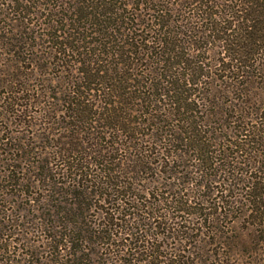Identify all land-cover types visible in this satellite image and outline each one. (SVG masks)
Masks as SVG:
<instances>
[{
    "label": "trees",
    "instance_id": "1",
    "mask_svg": "<svg viewBox=\"0 0 264 264\" xmlns=\"http://www.w3.org/2000/svg\"><path fill=\"white\" fill-rule=\"evenodd\" d=\"M226 1L217 10L215 6L218 5L213 0H195L196 12L185 18L172 19L167 13L171 9L163 4L164 1H159L157 10L168 15L163 21L164 15L160 13L161 21L157 22V80L162 88H154V97L167 98L171 104L173 100L185 102L190 98L192 102H207L211 97L214 99L216 93L204 88L203 97H195L192 90L199 91V84H211L208 77H215L218 70L222 73L220 78H232L231 84L238 83L239 87H235L240 89L239 92L244 90L246 81L243 79L253 74L252 62L264 53V0ZM171 23L179 29L160 32ZM180 34L187 37L182 43L193 45L198 53L185 51L186 47L179 44L183 39ZM68 36L70 33L64 39L69 41L58 40L55 34L52 41L56 49L48 53V57L54 56L60 62L73 54L79 65L78 74L64 81L68 90L58 98L64 108L54 110V116L61 112L62 117L67 116L73 121L54 127L61 128L62 133L58 134L52 153H46L53 155V161L44 158L23 165L6 160L0 171L1 176L12 180L11 185L17 189L13 193L15 198L29 197L35 205L47 209L36 222V229L41 231L43 238L38 246L43 245L42 251L46 254L38 256L36 252H30L35 259L29 258L27 264H264V157L247 162L248 168L243 172L242 160L236 161L235 165L230 161L243 156L244 152L252 154L253 146L234 145L232 149V145H227L231 148L229 162H223L221 158V162L215 163L212 156L216 150L209 149L212 145H193L197 151L189 163L178 162V156H174L172 161L151 165L152 161L144 160L139 154L130 155L125 161L121 159V163L113 162L118 148L115 151L108 145L95 148L87 140L91 135L92 140L108 141L103 129L116 127L112 121H107L119 120L116 107L106 100L104 106L99 103L106 94L126 95L128 90L123 80L128 79L125 75L128 68L125 70L113 61L105 65L103 58L90 61L92 54L79 50L80 46L75 45L78 39ZM205 37L221 43L219 57L215 59L218 68L212 71H204L206 57L198 50L202 48L200 39ZM13 39L18 40L17 36ZM230 89L233 87L229 86L224 92ZM133 94L131 97L136 96L135 91ZM48 98L53 96L48 95ZM9 104V112L26 119L31 117L32 109L29 108L35 102L30 101L29 94L21 93ZM179 107H171L174 114L179 112ZM261 109L259 116L263 118L264 107ZM41 110L43 119L54 118L50 104ZM191 111L201 112L192 108ZM190 115L196 117L193 113ZM189 116L179 118V121H185L187 127L193 124V131L197 132V121L188 124ZM46 120L43 129H51L54 122ZM120 126L128 128L126 124ZM101 133L104 135H99ZM8 149L19 150L18 147ZM168 166L170 171L176 168L168 177L172 181L159 182L157 179L159 186L151 187L155 190L141 188L144 196L148 195V199L145 197L141 202V196L132 192L136 188L134 181L141 179L140 173L150 170L154 171L150 184L154 174ZM226 171L229 175L217 178L219 172ZM175 187L178 190L172 189ZM18 213L16 210L0 213L3 214L0 219V229H3L0 230V264H12L17 260L6 254L8 251L14 254L15 245L8 236L2 239L8 227L2 221L6 216L7 222L11 218V226H19L18 221L22 222L24 218L20 219ZM156 228L161 230L159 235L157 233L159 242L172 234L179 242L168 247V252L160 251L163 245L156 243L155 237L153 242L143 232Z\"/></svg>",
    "mask_w": 264,
    "mask_h": 264
},
{
    "label": "rangeland",
    "instance_id": "2",
    "mask_svg": "<svg viewBox=\"0 0 264 264\" xmlns=\"http://www.w3.org/2000/svg\"><path fill=\"white\" fill-rule=\"evenodd\" d=\"M159 1L0 0V171L6 160L23 165L44 158L53 161L51 158L53 155L48 156L46 153H52L53 144L58 134L62 133L61 128L55 129L54 127L59 123L67 124L73 121L67 116L62 117L61 112L54 116V110L64 108L58 98H62L63 93L68 90L65 82L71 75L78 74L76 70L79 65H76V58L73 54L68 56L69 59L66 57L61 62L54 56L53 58L48 57L49 50L56 49L52 41L55 34L58 35V40L69 41L64 39L67 33H70L69 39H74V37L78 39L75 45L80 46L79 50L92 54L93 58H90V61L103 58L105 59L104 64L113 61L118 62V66L125 70L128 68L125 74L128 79L123 80L128 90L126 95L106 94L104 100L99 103L101 106H104L105 100L112 103L116 107V113L121 122L119 123L118 119H107L117 127L103 129L105 139L108 141L92 140L91 135L87 140L95 148L110 146L114 151L118 148L114 152L116 155L113 162L121 163L126 160V157L139 154V157L142 155L144 160L152 161L151 165L160 161H172L176 156H178L176 161L189 163L193 161V154L197 151L196 145H212L209 149L216 150L213 152L214 155L212 154L213 161L215 163L221 160L229 162L231 145L232 149L234 145H246L248 148L253 146L252 154L244 152L243 156H237L230 161L235 165L236 161L242 160L240 167H243L244 172L248 168L246 167L247 162L257 161L264 157V151H262L264 150V117L259 116L262 112L261 108L264 107V53L256 56L258 58L252 62L253 74L250 73V76L245 75L246 78L244 76L241 78L246 81L242 92H239L240 89L237 88L238 83L231 84L234 81L232 78L226 76L220 78L219 74L222 73L218 70L215 71L217 76L208 77L211 84H199L197 88L200 89L199 91L192 90L194 93L192 96L195 97H203L204 88L216 93V97L214 99L211 97L207 102L202 100L192 102L190 98L185 102L173 100L174 103L171 104L172 101L167 98L162 100L157 96L154 97L152 93L154 88L156 86L162 88L159 87L157 80V30L159 28L157 22L161 21L160 13L164 15L163 21H166L165 16L168 14L170 19L185 18L191 16V12H196L197 3H194L195 0H162L163 4L171 9L167 12L168 14H164L165 12L157 10L160 8L157 7ZM213 2L218 5L215 6L218 10L225 0H213ZM191 20L195 24L193 16ZM177 28L179 29L171 23V25H165L160 32L163 33L164 30L172 32ZM13 36H17L18 40H14ZM179 37L183 38L179 44L186 47L185 51L187 50L190 54L198 53L193 45L182 43V40L187 38L186 36L180 34ZM199 45L202 46L198 49L199 54L206 57L204 71L217 69L215 59L219 57L218 51L221 43L205 37L200 39ZM68 68L72 71L67 70ZM223 83L230 85L226 87ZM22 85L27 89L21 87ZM229 86L233 87V90L224 92V89H229ZM16 90L18 92H15ZM134 91L136 96L131 97ZM21 93L29 94L30 101L35 102L29 108L32 109L30 118L16 117L8 110L9 101ZM48 95L53 98H48ZM49 104L52 107L54 118L46 120L41 117L40 113H43L41 109L44 105ZM178 106L180 110L174 114L171 107ZM191 108L201 110V112H192ZM190 113L195 114L196 117L191 116ZM188 116V124L194 120L197 121L195 123L197 132L193 131V124L187 127L185 121H179V118L183 119ZM45 120H49L50 123L54 122L51 129H43L46 125L43 123ZM120 124H126L128 128H121ZM99 135H104V133ZM227 145L230 146L227 147ZM9 147H18L19 150H10ZM240 149L245 150V148ZM210 153L212 152H209V155ZM219 154L221 155L218 156ZM175 169L171 171L174 172ZM161 171L154 174V181L152 180L150 184L149 181L154 172L150 170L140 173L141 179L134 181L136 188L132 192L141 196V202L148 196H144L141 188L152 189L151 187L159 186L157 179L159 182L172 181L171 178L168 179L172 175L169 166ZM227 172H219L217 178L222 179L225 175H229ZM11 181L0 174L2 198L0 213L16 210L23 215L22 217L18 213L20 219H24L22 222L19 220V226L15 227L10 224L11 218L7 222L8 217L4 216L5 219L2 222L8 227L3 232L2 239L8 236V240L13 241L15 245L14 254L11 253L12 251L6 252L7 255L17 259L16 263L12 264H22V262L27 264L29 258L35 259L30 252H36L38 256L46 254L42 251L44 246H38L43 242V238L41 231L36 229L38 227L36 222H39L41 212L45 213L47 209L35 205L29 197L15 198L13 193H16L17 189L11 185ZM172 189L178 190L177 187ZM183 192H185L184 189ZM151 199L153 200L152 197ZM50 204L54 205L55 202H50ZM50 209L48 211L52 212ZM2 215L0 214V219H3ZM0 230L3 231V229ZM159 231L161 230L157 228L143 230L149 235L150 240L155 237L156 243L160 241V238H157ZM173 235L159 242L163 245L160 251L168 252V247H174L175 243L179 242L178 238ZM129 237L133 238L134 235Z\"/></svg>",
    "mask_w": 264,
    "mask_h": 264
}]
</instances>
